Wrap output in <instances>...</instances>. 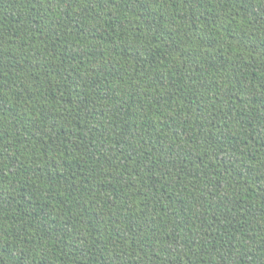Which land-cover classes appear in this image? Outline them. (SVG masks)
Returning a JSON list of instances; mask_svg holds the SVG:
<instances>
[{
    "label": "trees",
    "instance_id": "trees-1",
    "mask_svg": "<svg viewBox=\"0 0 264 264\" xmlns=\"http://www.w3.org/2000/svg\"><path fill=\"white\" fill-rule=\"evenodd\" d=\"M0 264H264V0H0Z\"/></svg>",
    "mask_w": 264,
    "mask_h": 264
}]
</instances>
